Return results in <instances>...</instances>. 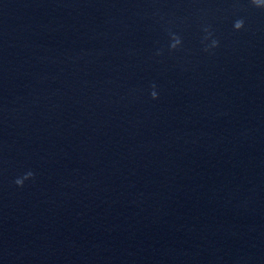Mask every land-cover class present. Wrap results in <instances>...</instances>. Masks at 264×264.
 <instances>
[{"label":"clouds","instance_id":"1","mask_svg":"<svg viewBox=\"0 0 264 264\" xmlns=\"http://www.w3.org/2000/svg\"><path fill=\"white\" fill-rule=\"evenodd\" d=\"M251 4L254 5L257 8H264V0H251ZM233 27L235 30L239 31L244 27V20L243 19H237L234 21L233 23ZM204 31L207 33V35L205 36L204 39H208L209 37H211L212 33L209 31L208 28H205ZM181 44V40L178 36L173 35V43L170 45V47L172 49L177 48L179 45ZM219 46V41L217 39H213L211 42L210 47L211 48H215ZM209 48L206 47L205 51H208ZM155 85H152V88L155 89ZM152 99H157L158 98V94L155 90H153L150 93ZM35 173L32 172L31 170H29L28 172H26L22 177H18L14 183L18 186V187H23L24 186V182L26 180L32 179L34 178Z\"/></svg>","mask_w":264,"mask_h":264}]
</instances>
